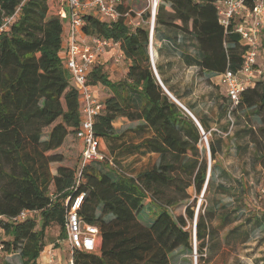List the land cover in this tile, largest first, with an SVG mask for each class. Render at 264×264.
<instances>
[{"label":"trees","instance_id":"1","mask_svg":"<svg viewBox=\"0 0 264 264\" xmlns=\"http://www.w3.org/2000/svg\"><path fill=\"white\" fill-rule=\"evenodd\" d=\"M219 1L160 0L153 40L156 71L144 15V22L130 24L135 12L121 0L120 11L129 14L116 21L95 12L84 16L85 35L119 42L127 72L119 81H112L100 66L90 73V83L105 85L111 94L102 99L103 111L94 124L105 160L82 168L77 138L81 101L65 67L62 4L59 0H0V25L13 16L9 27L0 33V243L4 264H42L38 257L47 246V229L57 225L58 237L66 235L67 201L82 192L85 196L78 213L99 227L102 245L100 255L75 249L74 264H170L175 250L192 253L195 240L198 264H202L205 250L221 244L220 231L228 230L226 243L246 242L253 228L264 225V216L254 214L246 223L231 228L241 215L218 202L195 213L189 187L199 194L206 186L203 196L224 188L213 177L220 146L210 142L211 159L216 163L208 173L199 147L201 129L164 89L181 101L182 96L165 76L172 62L157 60L158 53L166 51L179 54L185 67H196L200 73L219 76L227 69L239 71L246 45L234 32L235 23L228 28L220 23ZM225 99L226 94L219 104L221 117L245 108L253 109L264 121V78L255 79L243 90L231 113V104ZM185 106L204 133H212L217 121L195 113V106ZM122 116L141 121L132 129L138 135L151 134L128 143L125 133H117L114 127ZM261 132L264 135V128ZM71 137L80 151L76 168L63 165L65 158L60 152ZM147 153L158 154L159 160L138 175L117 165L127 155ZM225 172L222 169L223 176ZM151 201L158 203L160 213L153 223L146 224L138 216ZM181 205L184 211L175 214L172 210ZM23 210L30 211L29 217L11 220ZM191 224L194 229L188 227ZM245 224L250 229H244Z\"/></svg>","mask_w":264,"mask_h":264},{"label":"rangeland","instance_id":"2","mask_svg":"<svg viewBox=\"0 0 264 264\" xmlns=\"http://www.w3.org/2000/svg\"><path fill=\"white\" fill-rule=\"evenodd\" d=\"M123 1L134 12H143L145 22L148 20L149 0ZM108 50L96 62L95 66H100L112 81H119L126 76V61L117 63L114 58L116 49L113 52L110 49ZM169 53L166 51L158 53L157 60L168 59L172 62V66L168 69L172 68L171 74H175V82L172 85L178 94L182 96L183 102L175 98L184 106V103L195 106V113L207 115L217 121L213 124L212 133H207V138L203 137V142L199 144V147L201 154L206 157L209 173L211 166L216 163L211 159L210 142L213 140L220 146L217 165L213 169V177L215 183L223 185L224 188L220 189L218 193L212 191L211 194L203 196V191L197 194L193 186L189 187L187 191L192 195L190 203L194 204L195 213H202L210 202H218L228 205L231 210L238 211L241 215L239 221L233 225L246 223L247 219L254 214L263 217L264 168L262 162H260V154H262L261 152L264 153V135L261 132V129L264 128V121H262L261 116L255 114L253 109L245 108H238L236 112L227 113L221 117L218 112H220V101H222V96L225 94L224 87L216 85L215 80L210 79V75L200 73L196 67L187 70V67L178 56L179 54L170 55ZM96 90L102 99L111 94L110 90L102 84H98ZM213 95H216V97ZM225 101L229 104L228 99H225ZM190 112L195 116L192 111ZM250 129H252V133H250ZM102 148H104L103 143ZM60 152L63 153L65 158L63 165L77 167L80 151L78 142L74 137H71ZM154 159L156 164L157 159ZM154 159L145 157L144 159H133V162L130 161V163L122 160L117 165L126 173L138 175L141 171L151 168ZM222 169L226 170V176L221 173ZM158 207V203L151 201L148 207L138 216L139 220L146 224L153 223L160 213ZM172 211L178 214V211H184V209L181 205ZM110 217L108 216V219ZM214 223L217 224L218 219ZM245 225L244 229H250L249 225ZM188 227L194 229L193 224ZM227 231V229L220 231V245L218 244L211 250H205V261L202 264H264V225L253 228L246 242L237 239L234 243H226L224 238ZM59 233V226L49 227L46 232V242L47 246L56 248L57 256L61 257L64 260L63 263L66 264L69 259L70 247L66 235L59 238ZM101 245L100 249L92 254L100 255ZM193 248L192 253L183 248L175 250L170 255V264H198L199 254L195 252V244ZM41 257L42 255L38 257V260Z\"/></svg>","mask_w":264,"mask_h":264},{"label":"built area","instance_id":"3","mask_svg":"<svg viewBox=\"0 0 264 264\" xmlns=\"http://www.w3.org/2000/svg\"><path fill=\"white\" fill-rule=\"evenodd\" d=\"M62 4L60 16L69 22V44L65 57V67L68 70L81 101V126L77 138L81 144V167L98 160H105L101 151V139L96 135L94 124L97 116L102 113L103 105L96 87L89 81V76L99 57L108 49L115 48V61L120 63L123 53L119 42L101 37H90L89 41L82 40L85 25L84 16L87 13H98L103 19L116 21L123 13L119 9L121 0H59ZM160 0H149V54L154 70L156 71V49L153 44L155 19ZM220 23L228 28L235 23L234 32L238 33L246 45L242 67L235 72L227 69L219 75V84L224 87L225 94L230 102V113L240 101L243 90L253 84L255 79L264 78V0H220L218 2ZM143 12H135V17L129 19L132 25H139ZM13 20L6 17L0 25V33L7 29ZM160 84L164 87L159 78ZM202 129V127H201ZM203 137L207 138L203 129ZM81 177L79 174L78 182ZM85 196L82 192L72 202L67 201L65 214V231L67 243L70 247V257L66 264H74L72 253L75 249L86 253H96L101 245V233L97 225L87 222L78 213L81 202ZM30 211L23 210L12 221H21L29 217ZM2 216L0 215V219ZM44 264L56 263L54 247L46 246L41 253ZM4 247L0 243V264H4Z\"/></svg>","mask_w":264,"mask_h":264},{"label":"crops","instance_id":"4","mask_svg":"<svg viewBox=\"0 0 264 264\" xmlns=\"http://www.w3.org/2000/svg\"><path fill=\"white\" fill-rule=\"evenodd\" d=\"M64 47H65V54L64 56L66 55V52H67V48H68V44H69V22H65V26H64ZM80 38L82 40H85V41H89L90 37L85 35L84 33L82 35H80ZM109 51V50H108ZM107 51V52H108ZM110 51H115V48L111 49ZM102 57V56H101ZM99 57V59L101 58ZM98 59V60H99ZM168 59H160L159 62L161 64L167 62ZM189 68H192V67H187V70ZM172 68L170 70L167 71L166 73V77L169 79V85L173 86L172 83L175 82V79H174V75L175 74H171L172 72ZM205 74H208L210 75V79L213 81L215 80V84L218 85L219 84V77L215 74H212V73H205ZM98 85H96L95 87H97ZM176 90V89H175ZM177 92V90H176ZM178 93V92H177ZM172 94V93H171ZM173 95V94H172ZM174 96V95H173ZM216 97V95H213ZM175 97V96H174ZM182 101V99H181ZM183 102V101H182ZM184 104H187V103H184ZM186 107V106H185ZM220 112H218L219 114ZM218 120V118H217ZM216 121V120H215ZM139 123H141V121H131L130 119H128L127 117H119L118 119H116V121L114 122V127H115V131L117 133H125V136H124V139L129 143V142H139L140 140L143 139V137H146V136H149L151 134V132H148V133H144V135H138L136 132H134L132 129H134ZM215 124V123H214ZM120 128H122L121 130H119ZM145 157H149V158H156L157 159V162H158V154L156 153H147L145 155H140V154H134V155H127L126 157H124L123 159V162H129L132 161L133 159H144ZM133 162V161H132ZM131 162V163H132ZM155 159L152 163V166L155 164ZM128 163V164H129ZM129 166V165H128ZM237 225H232L231 228L235 227ZM243 229V228H242ZM54 254L56 256V263L58 264H65L63 263L64 260L61 258V257H58L57 254H56V248H54ZM69 257H70V251H69ZM40 263L44 264V257L42 256L40 260H38Z\"/></svg>","mask_w":264,"mask_h":264},{"label":"water","instance_id":"5","mask_svg":"<svg viewBox=\"0 0 264 264\" xmlns=\"http://www.w3.org/2000/svg\"><path fill=\"white\" fill-rule=\"evenodd\" d=\"M157 77H158V80H159V76L158 75H157ZM164 89L176 103H178L184 110H186L190 114V116L194 119V121L197 123V125L201 129V125H200L199 121L196 119V117L193 116V114L184 105H182L165 87H164ZM205 188H206V186L204 187L203 192L205 191ZM195 243H196V240H195Z\"/></svg>","mask_w":264,"mask_h":264}]
</instances>
